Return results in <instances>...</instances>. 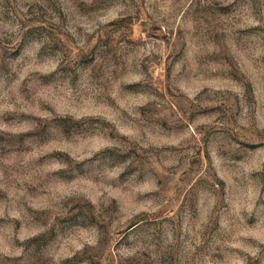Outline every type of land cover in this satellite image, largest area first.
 I'll use <instances>...</instances> for the list:
<instances>
[{"label": "rangeland", "instance_id": "374dc122", "mask_svg": "<svg viewBox=\"0 0 264 264\" xmlns=\"http://www.w3.org/2000/svg\"><path fill=\"white\" fill-rule=\"evenodd\" d=\"M0 264H264V0H0Z\"/></svg>", "mask_w": 264, "mask_h": 264}]
</instances>
